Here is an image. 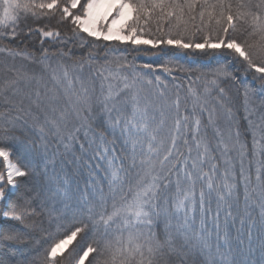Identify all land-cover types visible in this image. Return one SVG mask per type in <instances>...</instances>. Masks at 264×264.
Masks as SVG:
<instances>
[{
    "label": "snow or ice",
    "instance_id": "1",
    "mask_svg": "<svg viewBox=\"0 0 264 264\" xmlns=\"http://www.w3.org/2000/svg\"><path fill=\"white\" fill-rule=\"evenodd\" d=\"M0 264H264V0H0Z\"/></svg>",
    "mask_w": 264,
    "mask_h": 264
},
{
    "label": "trees",
    "instance_id": "2",
    "mask_svg": "<svg viewBox=\"0 0 264 264\" xmlns=\"http://www.w3.org/2000/svg\"><path fill=\"white\" fill-rule=\"evenodd\" d=\"M149 60V57H142V61H148Z\"/></svg>",
    "mask_w": 264,
    "mask_h": 264
}]
</instances>
